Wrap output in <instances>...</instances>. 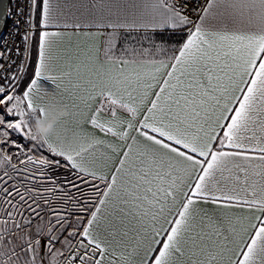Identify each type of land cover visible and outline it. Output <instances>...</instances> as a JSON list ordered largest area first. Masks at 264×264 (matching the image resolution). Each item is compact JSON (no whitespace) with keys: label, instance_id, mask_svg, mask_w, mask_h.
Here are the masks:
<instances>
[{"label":"snow or ice","instance_id":"6c2138e0","mask_svg":"<svg viewBox=\"0 0 264 264\" xmlns=\"http://www.w3.org/2000/svg\"><path fill=\"white\" fill-rule=\"evenodd\" d=\"M15 15L0 264H264V0H24Z\"/></svg>","mask_w":264,"mask_h":264},{"label":"built area","instance_id":"2783aa9c","mask_svg":"<svg viewBox=\"0 0 264 264\" xmlns=\"http://www.w3.org/2000/svg\"><path fill=\"white\" fill-rule=\"evenodd\" d=\"M203 2H204V0H193L194 4H196V3L202 4ZM17 3L23 4L24 0H9L8 1V10H11L12 15L10 18L8 17V15L6 16V22L4 24L2 32L0 34V38L7 37L9 34V31L14 27L13 21L15 19H17L16 15H15Z\"/></svg>","mask_w":264,"mask_h":264},{"label":"water","instance_id":"95a60500","mask_svg":"<svg viewBox=\"0 0 264 264\" xmlns=\"http://www.w3.org/2000/svg\"><path fill=\"white\" fill-rule=\"evenodd\" d=\"M9 0H0V34L3 30L4 24L6 22L7 10H8Z\"/></svg>","mask_w":264,"mask_h":264},{"label":"crops","instance_id":"0c3cea01","mask_svg":"<svg viewBox=\"0 0 264 264\" xmlns=\"http://www.w3.org/2000/svg\"><path fill=\"white\" fill-rule=\"evenodd\" d=\"M85 41L82 37H76L73 36L71 40H65L64 44L62 45L63 48L67 49L68 51H71L76 47L77 44H83Z\"/></svg>","mask_w":264,"mask_h":264},{"label":"clouds","instance_id":"9594fccd","mask_svg":"<svg viewBox=\"0 0 264 264\" xmlns=\"http://www.w3.org/2000/svg\"><path fill=\"white\" fill-rule=\"evenodd\" d=\"M60 115H67V113L61 112ZM34 127H35V130L37 131V133H39V134L44 135V134H51L52 133V125L51 124H49L47 126H42V125L36 124V125H34ZM55 138L58 140L62 139V137H59V136H56Z\"/></svg>","mask_w":264,"mask_h":264}]
</instances>
